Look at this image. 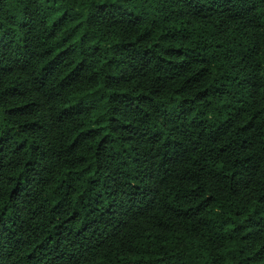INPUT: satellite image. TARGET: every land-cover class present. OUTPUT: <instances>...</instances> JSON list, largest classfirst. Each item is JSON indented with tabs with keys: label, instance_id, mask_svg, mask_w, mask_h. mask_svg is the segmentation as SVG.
<instances>
[{
	"label": "trees",
	"instance_id": "1",
	"mask_svg": "<svg viewBox=\"0 0 264 264\" xmlns=\"http://www.w3.org/2000/svg\"><path fill=\"white\" fill-rule=\"evenodd\" d=\"M0 264H264V0H0Z\"/></svg>",
	"mask_w": 264,
	"mask_h": 264
}]
</instances>
